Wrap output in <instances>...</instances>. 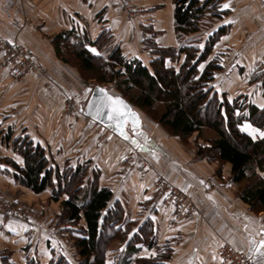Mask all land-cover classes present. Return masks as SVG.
<instances>
[{"label": "crops", "instance_id": "0c3cea01", "mask_svg": "<svg viewBox=\"0 0 264 264\" xmlns=\"http://www.w3.org/2000/svg\"><path fill=\"white\" fill-rule=\"evenodd\" d=\"M225 4L230 7L224 8ZM129 6L138 11L130 13ZM174 10L173 0H0V38L25 46L48 72L46 80L50 77L55 82L49 88L48 81L44 83L36 77L31 76L24 83L17 80L0 50V126L27 130L49 152L51 162L61 169L67 161L72 165L74 161L77 164L90 161V171L99 174V185L112 190L114 201L124 206L127 217L138 225L146 221L153 225L155 244L152 247L138 244V252L130 254L127 244L118 245L108 252L107 264H120L123 256L131 263L136 258H155L159 249L171 254L163 264H220L218 249L222 241L251 256L250 240L264 239L261 232L264 215L253 213L237 197L236 185L228 178L231 169L220 176L212 164L195 161L190 147L177 141L168 145L148 129L143 115L139 116L137 131L128 122L127 139L105 127L104 131L109 133L104 132L100 140L84 135L76 141L71 132L76 133V129L79 132L83 122L76 123L67 115L64 90H75L72 87L80 83L55 56L51 37L74 26L84 30L88 24L93 38L108 30L125 56L149 65L152 55L144 44L146 37L153 35L160 47L179 45ZM220 11L223 13L219 18L206 13L204 17L209 16L211 21L197 33L196 44L203 50L215 32L227 28L199 70L219 67L210 83L213 92L229 98L244 95L262 108L264 0H223ZM23 87L31 91L26 93V99L21 93ZM81 93L89 98L91 91ZM247 124L250 123L242 125V130L249 134L244 130ZM38 131H45L46 139ZM131 153L150 157L158 170L154 175L164 174L190 195L197 212L189 216L180 214L166 197L155 202L154 175L142 176L136 169H124V159ZM7 156L23 165L22 158L16 157L0 139V197L31 210L34 218L5 219L0 215V264L7 252L15 264H26L27 258L48 264L61 256L77 264L71 226L59 223V204L48 201L49 190L35 194L17 185L12 177L13 168L3 161ZM252 260L253 264H259L258 257Z\"/></svg>", "mask_w": 264, "mask_h": 264}, {"label": "trees", "instance_id": "16d2710c", "mask_svg": "<svg viewBox=\"0 0 264 264\" xmlns=\"http://www.w3.org/2000/svg\"><path fill=\"white\" fill-rule=\"evenodd\" d=\"M222 1L173 0L179 40L197 34L206 13L219 18L223 13L220 11ZM226 31L225 27L215 32L203 50L198 44L182 45L180 41L179 49L160 47L146 38L152 55L149 65L138 58H128L118 46L111 47L114 37L108 30L93 39L88 31L72 27L57 34L53 43L55 53L64 63L76 65L99 84L114 83L119 93L117 97L128 101L139 116L153 111L158 103L163 104L162 113L154 118L172 135L183 140L195 134L201 138L206 128L211 129L215 135L207 148L215 159L208 157L207 149L200 146L197 147L198 157L229 164L231 182L239 187V198L252 212L261 213L264 212V139H253L242 130V125L249 122L264 130V108L255 106L244 95L230 100L226 94L220 96L213 92L210 83L219 67L199 70ZM91 48H96L100 55L92 53ZM182 56L184 61L176 67L175 63ZM12 137L9 133L8 139ZM12 149L23 157V165L4 159L13 167L16 184L35 194L49 190L52 201L61 203L59 223L71 226L78 264H107L109 246L114 241L121 246L127 244L130 254L138 252V244L150 247L155 244L150 221L138 225L130 220L124 206L114 201L112 190L99 185L98 173L89 180V162L72 165L67 161L61 169L52 164L46 149L29 135L14 137ZM170 256L168 250L159 249L155 258H136L131 263L123 256L120 264H163ZM1 264H15L10 261L9 252L5 253ZM26 264L40 263L27 258ZM48 264L73 263L61 256Z\"/></svg>", "mask_w": 264, "mask_h": 264}, {"label": "rangeland", "instance_id": "374dc122", "mask_svg": "<svg viewBox=\"0 0 264 264\" xmlns=\"http://www.w3.org/2000/svg\"><path fill=\"white\" fill-rule=\"evenodd\" d=\"M142 5V4H141ZM132 9H134L132 6L130 7L129 6V9L128 10H130L129 12L130 13H132V12H134L135 10H132ZM136 11H138V9L136 10ZM135 11V12H136ZM209 16H206V17H204L203 16V18L201 19V21H200V31L199 32H201L204 28H206V25L208 24V21L210 20L211 21V18H208ZM86 23V22H85ZM87 24V23H86ZM75 27V26H74ZM75 28H77V29H79L78 27H75ZM80 30V29H79ZM84 30H86V31H88L89 32V34H90V36L92 37V35H91V33H90V31H89V28H88V24H87V26H86V28H84ZM80 31H83V30H80ZM143 32H145L144 30H143ZM176 32V31H175ZM198 32V33H199ZM145 34V33H144ZM146 35V34H145ZM177 35V34H176ZM56 35H54V36H52L51 37V41H50V43H51V46H52V48H53V52L55 53V48H54V43H53V40H54V37H55ZM98 37V35L95 37V38H93V39H96ZM146 38H148V37H146ZM145 38V39H146ZM150 39H152L153 41H154V36L152 35L151 37H149ZM177 39H178V42L180 41L181 42V44L182 45H196V42L198 41L197 40V34H195V35H192V36H188L187 38H183V39H180L179 40V38L177 37ZM145 41V40H144ZM180 42H179V45L177 46V47H175V48H177V49H179V47H180ZM144 44H145V46H146V42H144ZM118 45H117V43H116V41H115V39L113 38V41H112V45H111V47H117ZM119 47V46H118ZM171 47H173V46H171ZM146 48H147V50L150 52V49L146 46ZM167 48V47H166ZM66 49H64V51H65ZM70 51V49L68 50V52ZM106 50H104V52H105ZM105 53H107V52H105ZM55 56L57 57V59L59 60V62H61L62 64H64V65H66L68 68L67 69H70V70H68V71H70V73L71 74H73L74 76H76L77 77V80H79V83H80V86H77V85H75L74 87H72V88H74L75 90H64V94H65V96H64V98H63V102H64V105H65V107H67V115L69 116V118H70V120H72V121H74V122H80V121H82L83 122V126H80V127H82V128H80V130H79V132H77V129H76V133H74V131H72L71 130V132H72V134H74V136H75V138H76V141H79V140H77L79 137H83L84 135L85 136H88V137H92L91 139H101V137L103 136V134H104V132H108V130H106V131H104L105 129L101 126V125H99V124H97V123H93L92 122V120L91 119H89L88 117H86L85 115H84V108H85V106H86V103H87V100H88V95H85L84 93H81V92H83V91H85V90H91V92H92V90H93V88L95 87V86H97V85H102V86H105V87H107L109 90H110V93L112 94V95H114V96H117V95H119V93L117 92V90H116V88H115V84L114 83H110V84H106V85H103V84H99L96 80H93V79H91L90 78V76L89 75H84L82 72H81V70L76 66V65H74V64H67V63H64L61 59H60V57H58L57 56V54L55 53ZM38 61V60H37ZM184 61V56H182L180 59H178V62H176L175 64H176V67H179L180 65H181V63ZM167 63L169 64V65H172V63L173 62H170V60H168L167 61ZM40 65V64H39ZM40 67L42 68V74L41 75H31L32 77H36V78H38V79H40V80H42V81H44V83H46L48 80H46L47 79V74H48V72L45 70V68L42 66V65H40ZM31 76H27V77H16V79L17 80H19V81H21V82H25V80L26 79H28L29 77H31ZM50 76V75H49ZM46 84H49V88H52V87H54L55 86V82L53 83L52 81H51V79H50V77H49V81H48V83H46ZM26 88H22V96H23V98L24 99H26V96L25 95H27L28 94V92L29 93H31V91H29V89L28 90H25ZM61 89V88H60ZM62 90V89H61ZM27 93V94H26ZM81 93V94H80ZM29 95H31V94H29ZM221 96V95H220ZM239 97V96H238ZM233 99H235V98H230V100H233ZM249 100V99H248ZM163 107H164V105L163 104H161V103H158L157 104V106H156V108L155 109H153V111H151L150 113H148V114H146V113H140L141 115H143V119H144V121L145 122H147V126L149 127L148 129H150V131L154 134V135H156L157 137H160V138H162L163 139V141H166L167 142V144L168 145H170V146H172L173 144L172 143H174V141L176 142H181L183 145H185V146H188V147H190L191 149H192V151L194 152V155H195V157H194V160L195 161H206L207 163H209V164H212L213 166H215V169H216V172H217V174L218 175H220V176H222L223 174H224V172H227L228 171V169H231V167H230V165H228V164H220L218 161H216V160H213V161H211V160H208V159H203V158H200V157H198V155H197V147L198 146H200V147H205V149H207L206 150V152H207V156L208 157H210V158H214V155H213V153H211L209 150L210 149H208L207 147L210 145V139H212L213 137H214V132L211 130V129H205L204 130V135H203V137H201V138H198L197 137V135L195 134V135H193V136H191L190 138H187L186 140H183L182 138H180L179 136H175V135H172L169 131H167L154 117H157V116H159L161 113H162V110H163ZM129 128V127H128ZM27 130H25V129H23L22 127H20V128H17V129H15V128H3L2 126H0V139H1V142H3V144H5V146L7 147V148H11V150H12V152H13V154L16 156V157H21L19 154H17L13 149H12V139L14 138V137H24V136H26V135H29L30 136V134H28V132H26ZM45 131H38V134L39 135H41L42 137H43V133H44ZM9 133H12V138H11V140H9L8 139V134ZM109 133V132H108ZM44 139H46V137L44 136L43 137ZM49 146V145H48ZM76 148V147H75ZM47 151V150H46ZM71 151V150H70ZM74 152H75V150H74ZM47 153H48V157H49V152L47 151ZM71 153H73V151L71 152ZM162 153H164V152H161V154ZM68 154V153H67ZM70 154V153H69ZM79 155V154H78ZM129 155L130 154H127V156L125 157V159H124V169L126 170V171H133L134 169H136L137 171H139L140 173H141V175L142 176H150L151 174H153L154 175V173H155V171H158L157 169H156V165H153V163L151 162V160H150V157L149 158H147V160H148V162H149V165H150V167H151V171H150V173L149 174H144L143 175V173L139 170V168L138 167H136V166H134V167H130V166H128L127 164H128V162H127V158L129 157ZM76 156H77V154H76ZM7 158H9V159H13L12 157H9V156H7V157H4V159H7ZM22 158V160H23V157H21ZM169 159L170 158H173V157H168ZM3 159V160H4ZM215 159V158H214ZM14 160V159H13ZM172 160V159H171ZM15 161V160H14ZM4 162L6 163V161L4 160ZM84 162H89V165H90V161H86V160H83L82 161V163H84ZM7 164H9V163H7ZM53 165H54V163H52ZM73 164L74 165H76L77 164V162H73ZM11 166V165H10ZM12 167V166H11ZM13 168V167H12ZM154 172V173H153ZM94 174L95 173H93V171L91 172H89V180H92L93 178H94ZM160 174V173H159ZM160 175H163L164 176V174H160ZM231 176H232V174H231V170H230V175H229V177L228 178H230L231 179ZM152 178H153V180H154V176H152ZM165 178L168 180V181H170L166 176H165ZM172 184H174L172 181H170ZM175 185V184H174ZM22 187V186H21ZM180 188V187H179ZM27 189V188H26ZM181 189V188H180ZM29 190V189H28ZM182 190V189H181ZM47 191V190H46ZM183 191V190H182ZM238 192H239V187L236 185V195H237V197H239L238 196ZM43 193V192H42ZM42 193H40V194H42ZM2 198V197H1ZM43 198H44V196H43ZM5 200V199H4ZM5 201H7V202H9L10 204H14V203H12L11 201H8V200H5ZM48 201H52V199H51V196H50V199H48ZM53 202H55V201H53ZM55 203H57V204H59V210L60 211H62V206H61V203L60 202H55ZM15 205V204H14ZM30 213H32V211L30 210ZM254 213V212H253ZM33 214V213H32ZM255 214H262V215H264V212H261V213H255ZM225 241V240H224ZM224 241H222V242H224ZM222 242H221V244H222ZM118 245H119V243L117 242V241H114L110 246H109V250H108V252L110 251V250H113V249H115V248H117L118 247ZM76 250V249H75ZM77 260V262H78V258L76 259ZM78 264V263H77Z\"/></svg>", "mask_w": 264, "mask_h": 264}, {"label": "built area", "instance_id": "2783aa9c", "mask_svg": "<svg viewBox=\"0 0 264 264\" xmlns=\"http://www.w3.org/2000/svg\"><path fill=\"white\" fill-rule=\"evenodd\" d=\"M0 50L4 53L5 64L15 77H27L31 75H41L42 68L37 59L23 45L9 43L0 38ZM128 166H136L144 174H149L151 167L145 156L138 153H131L127 158ZM152 188L154 190V200L159 202L162 197H166L168 203H173L177 211L183 215H193L197 212L195 203L190 195L182 191L178 186L168 181L165 176L154 175ZM0 215L9 218H19L32 220L33 214L29 210L10 204L0 197ZM220 264H253L250 255L237 249L230 242L224 241L218 249Z\"/></svg>", "mask_w": 264, "mask_h": 264}, {"label": "snow or ice", "instance_id": "6c2138e0", "mask_svg": "<svg viewBox=\"0 0 264 264\" xmlns=\"http://www.w3.org/2000/svg\"><path fill=\"white\" fill-rule=\"evenodd\" d=\"M229 7V4L224 5V8ZM90 51L96 55H100L96 48H91ZM201 68H203V65H201ZM88 91L91 90L89 89ZM98 91L101 94L99 101L100 107H107L109 109V120L115 121L120 134L127 139L128 136L125 132V126L128 124L129 120H131L133 131H137L140 123L138 115L131 110L130 106L122 98L110 95L107 90L103 88ZM261 107L264 108V105ZM244 130L249 132L253 139H256L257 137L264 139V130L261 128L253 127V125L247 124ZM133 143L138 142L133 140ZM261 232H264V229H261ZM250 244V258L255 259L258 257L259 264H264V239L259 240V242L252 239L250 240Z\"/></svg>", "mask_w": 264, "mask_h": 264}, {"label": "water", "instance_id": "95a60500", "mask_svg": "<svg viewBox=\"0 0 264 264\" xmlns=\"http://www.w3.org/2000/svg\"><path fill=\"white\" fill-rule=\"evenodd\" d=\"M106 89L107 92L112 95L108 88L102 85H97L93 88L86 106L84 108V115L86 117H88L89 119H91L92 121H94L95 123H98L99 125H101L102 127L105 128H110L111 131L116 134V135H121L120 131L118 130V128L116 127L115 121H111L109 120L108 116H109V109L107 107H103L101 108L99 105V101H100V96L101 94L99 93V89ZM121 98V97H120ZM123 99V98H122ZM131 108V110L133 112H135L137 115L138 113L133 109L132 105L126 101L125 99H123ZM139 117V115H138ZM139 121H140V117H139ZM129 123H131V120H129ZM132 124V123H131ZM125 132H126V126H125Z\"/></svg>", "mask_w": 264, "mask_h": 264}, {"label": "bare ground", "instance_id": "6f19581e", "mask_svg": "<svg viewBox=\"0 0 264 264\" xmlns=\"http://www.w3.org/2000/svg\"><path fill=\"white\" fill-rule=\"evenodd\" d=\"M130 135V134H129Z\"/></svg>", "mask_w": 264, "mask_h": 264}]
</instances>
